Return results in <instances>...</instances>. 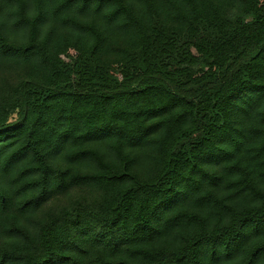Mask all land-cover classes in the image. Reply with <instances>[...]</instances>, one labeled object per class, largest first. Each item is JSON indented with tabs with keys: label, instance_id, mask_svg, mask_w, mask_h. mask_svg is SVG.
<instances>
[{
	"label": "trees",
	"instance_id": "16d2710c",
	"mask_svg": "<svg viewBox=\"0 0 264 264\" xmlns=\"http://www.w3.org/2000/svg\"><path fill=\"white\" fill-rule=\"evenodd\" d=\"M0 50V264H264V0H0Z\"/></svg>",
	"mask_w": 264,
	"mask_h": 264
},
{
	"label": "snow or ice",
	"instance_id": "6c2138e0",
	"mask_svg": "<svg viewBox=\"0 0 264 264\" xmlns=\"http://www.w3.org/2000/svg\"><path fill=\"white\" fill-rule=\"evenodd\" d=\"M44 22H46V21H45L44 19H42V20H41V23H44ZM7 55H9L8 52L3 51V50H0V56H7Z\"/></svg>",
	"mask_w": 264,
	"mask_h": 264
}]
</instances>
